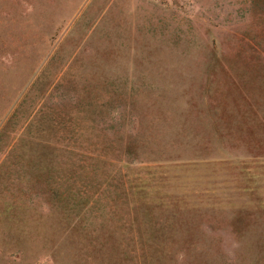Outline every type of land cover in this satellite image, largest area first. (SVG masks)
<instances>
[{
	"label": "rangeland",
	"instance_id": "rangeland-1",
	"mask_svg": "<svg viewBox=\"0 0 264 264\" xmlns=\"http://www.w3.org/2000/svg\"><path fill=\"white\" fill-rule=\"evenodd\" d=\"M0 264H264V0H0Z\"/></svg>",
	"mask_w": 264,
	"mask_h": 264
}]
</instances>
